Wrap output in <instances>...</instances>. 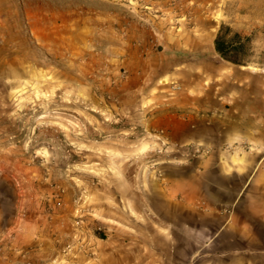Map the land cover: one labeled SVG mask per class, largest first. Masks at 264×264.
<instances>
[{"label":"rangeland","instance_id":"374dc122","mask_svg":"<svg viewBox=\"0 0 264 264\" xmlns=\"http://www.w3.org/2000/svg\"><path fill=\"white\" fill-rule=\"evenodd\" d=\"M221 30L239 63L216 53ZM138 70L143 101L122 88ZM167 113L198 114L187 159L255 168L264 207V0H0V264L121 260L105 254L134 227L101 228V212L136 218L126 199L185 163L158 150L169 142L150 121ZM258 227L251 253L224 243L192 264H264Z\"/></svg>","mask_w":264,"mask_h":264},{"label":"crops","instance_id":"0c3cea01","mask_svg":"<svg viewBox=\"0 0 264 264\" xmlns=\"http://www.w3.org/2000/svg\"><path fill=\"white\" fill-rule=\"evenodd\" d=\"M143 74L145 72L138 70L132 77L131 86L122 87L132 95H139L140 101L147 98L149 91L141 83ZM162 103L159 100L157 105ZM170 116L168 113L158 115L150 125H158V132L161 130V136L169 142L158 150L180 153L179 158L185 163L168 168L165 175L167 185L161 192L154 189L126 199L124 206H131L136 218L124 215L123 210L122 214L101 212L105 221L101 220V228L119 231V225L134 227L131 239L117 240L105 255L123 257L115 264H192L205 255H217L214 250H219L224 243L225 252L238 248L251 253L253 242L258 240V225L264 224V207L254 206L250 200L249 186L260 181L255 168L229 167L224 156L216 152L187 159L185 148L202 142L198 114H187L181 120ZM243 167L249 172L254 171L245 178ZM204 204L211 209L202 208ZM229 233L234 237L224 236ZM236 240L244 244L231 245Z\"/></svg>","mask_w":264,"mask_h":264},{"label":"trees","instance_id":"16d2710c","mask_svg":"<svg viewBox=\"0 0 264 264\" xmlns=\"http://www.w3.org/2000/svg\"><path fill=\"white\" fill-rule=\"evenodd\" d=\"M236 39H238V35H235L234 38L227 40L221 30V33H219L214 40L216 53L223 59L233 63H239V52L243 48V45Z\"/></svg>","mask_w":264,"mask_h":264},{"label":"bare ground","instance_id":"6f19581e","mask_svg":"<svg viewBox=\"0 0 264 264\" xmlns=\"http://www.w3.org/2000/svg\"><path fill=\"white\" fill-rule=\"evenodd\" d=\"M247 69H254L253 65H249L248 67H246Z\"/></svg>","mask_w":264,"mask_h":264}]
</instances>
